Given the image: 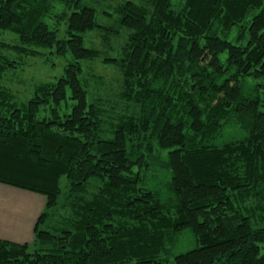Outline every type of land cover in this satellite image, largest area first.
Here are the masks:
<instances>
[{
    "label": "trees",
    "instance_id": "trees-1",
    "mask_svg": "<svg viewBox=\"0 0 264 264\" xmlns=\"http://www.w3.org/2000/svg\"><path fill=\"white\" fill-rule=\"evenodd\" d=\"M0 30V81L3 50L71 54L26 102L0 84V183L45 198L0 264H264V0H0ZM84 62L119 72L124 108Z\"/></svg>",
    "mask_w": 264,
    "mask_h": 264
},
{
    "label": "rangeland",
    "instance_id": "rangeland-1",
    "mask_svg": "<svg viewBox=\"0 0 264 264\" xmlns=\"http://www.w3.org/2000/svg\"><path fill=\"white\" fill-rule=\"evenodd\" d=\"M113 3L116 0H112ZM122 1V0H119ZM97 22L100 25L109 24V20L112 19V16H109L103 11H111V7L100 6L97 8ZM98 33L90 32L85 35V45L87 47H100L101 38L98 37ZM61 36L62 33H61ZM18 41L17 35L11 32H4L0 30V42L5 44H16ZM2 53L10 56L11 58L17 59L19 61V67L12 72H10L4 79L0 81V84L12 90L16 95L18 102H26L34 95V89L36 85L43 82H53L59 78L63 72L64 68L71 61V54H66L65 56H58L53 53H50L47 50L43 51V55H38L36 57L20 59L15 53L7 50H3ZM92 65L94 72L101 76L103 82L96 85L97 90L104 96L109 105H112L113 110H118L124 105L117 97L119 91V82L120 75L116 69L112 67H106L100 63H86L84 62L85 73H87L88 66ZM72 102L68 100L64 102L61 107V113L68 112L67 106H71ZM124 108V107H123ZM44 115V110L41 111L40 116ZM238 132L233 130V128L228 129L222 138H220L217 143H222L227 140L229 136L236 135ZM161 172V171H160ZM164 174V173H163ZM162 175L159 173L158 177ZM162 180V178H159ZM65 178L61 179V186H65ZM0 196L8 199L7 212L11 216H18L19 219L24 215V213H31V208L33 206H41V203H45L43 195L28 191L25 189L13 187L10 185L0 183ZM18 219V220H19ZM17 220V221H18ZM11 225L6 222H1L0 227H10ZM195 247V241L192 239L188 232L184 233L183 243L179 248L173 251V254L179 252H184L186 250L192 249ZM32 251V247H31Z\"/></svg>",
    "mask_w": 264,
    "mask_h": 264
},
{
    "label": "crops",
    "instance_id": "crops-1",
    "mask_svg": "<svg viewBox=\"0 0 264 264\" xmlns=\"http://www.w3.org/2000/svg\"><path fill=\"white\" fill-rule=\"evenodd\" d=\"M7 205L8 199L6 196H0V223L6 222L11 225L10 227H0V239L22 244L32 243L35 237L37 220L45 208V203H41V206H33L31 213H24L20 219L18 216H11L7 212Z\"/></svg>",
    "mask_w": 264,
    "mask_h": 264
}]
</instances>
